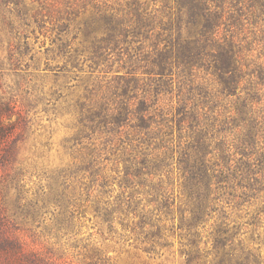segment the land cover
<instances>
[{
    "label": "trees",
    "instance_id": "1",
    "mask_svg": "<svg viewBox=\"0 0 264 264\" xmlns=\"http://www.w3.org/2000/svg\"><path fill=\"white\" fill-rule=\"evenodd\" d=\"M10 5L48 35L62 72L93 76L80 107L78 131L91 142L79 172L97 168L100 195L114 180L119 188L114 204L94 207L97 217L116 214L149 250L177 234L187 264H264V236L255 248L229 221L254 228L264 217V0H0L9 14ZM14 111L0 103V261L58 264L39 229H73L84 205L63 175L40 192L26 188L28 172L6 147ZM96 132L104 137L93 142ZM108 146L121 152L114 180L99 168Z\"/></svg>",
    "mask_w": 264,
    "mask_h": 264
},
{
    "label": "rangeland",
    "instance_id": "2",
    "mask_svg": "<svg viewBox=\"0 0 264 264\" xmlns=\"http://www.w3.org/2000/svg\"><path fill=\"white\" fill-rule=\"evenodd\" d=\"M16 1H25V6L30 8L34 0ZM33 4L36 7V3ZM22 6L10 5L13 9L10 14L7 9L0 8V103H15L16 115L11 121H19L6 147L15 148L19 162L28 172L24 179L26 188H31L34 193L40 192L51 186L52 180L63 183V175L66 176L67 192H73L72 198L84 205L78 223L69 231L61 229L60 233L48 235L50 228L42 224L39 229L42 237L38 243L47 254L54 256L58 264H101L105 258L104 264H187L177 234L163 236L164 240L158 241L160 245L149 250L150 245L143 242L145 235H133L122 229L116 214L110 215L108 219L112 223H107L102 220L104 212L101 209H98V217L93 212L95 206L105 208V203L114 204L119 197L117 180L114 179H117L115 172L122 170V165L117 163L120 148L108 146L103 152L104 160L99 168L103 167V174L114 181L113 187L106 188V194L100 195L102 190L95 182L99 173L97 168L91 175L79 172L85 164L81 146L91 142L82 139L86 133L81 135L78 131L83 122L80 107L93 89V76L62 72L59 67L64 62L54 57L48 35L39 32L32 19L21 20ZM3 18L10 23L9 26L3 25ZM101 91L106 92V88ZM100 137L104 135L94 133L93 142L100 141ZM48 211L52 212V208ZM45 213L42 217L46 224L52 216L47 211ZM247 219L230 218L229 221H234L231 226L240 228L241 239L257 248L264 236V217L254 228L244 225ZM162 222L166 228L172 225L168 217L162 218ZM126 223L125 220L123 224ZM213 224L214 220L207 222L205 230L199 233L201 243ZM258 235L260 241L256 240ZM260 247L264 255V245L260 244ZM0 264L6 263L0 261Z\"/></svg>",
    "mask_w": 264,
    "mask_h": 264
}]
</instances>
